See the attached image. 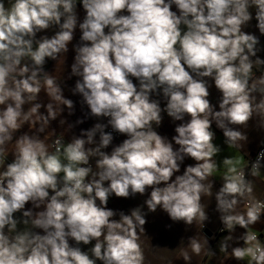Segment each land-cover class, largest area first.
Returning <instances> with one entry per match:
<instances>
[{
	"label": "clouds",
	"instance_id": "9594fccd",
	"mask_svg": "<svg viewBox=\"0 0 264 264\" xmlns=\"http://www.w3.org/2000/svg\"><path fill=\"white\" fill-rule=\"evenodd\" d=\"M8 4L0 0V264H144L137 235L145 232L144 208H159L188 226L195 221L201 231L208 220L201 197L212 195L213 157L221 151L211 125L222 132L225 145L240 147L237 142L247 135L233 126L245 125L254 112L264 117V72L249 87L253 64L264 67L257 56L259 37L242 30L255 19L264 35V0H79L84 11L79 22L74 0ZM77 28L70 77L78 79L71 92L80 95L88 115L106 123L81 129L66 143L56 138L50 151L40 134L62 105L69 115L74 105L43 66L46 58L57 61L68 52ZM25 57L30 62L22 63ZM211 87L219 93L215 105ZM41 90L48 98L43 105L36 102ZM252 92L260 93L259 101ZM26 104L31 106L25 110ZM162 112L180 122L170 140L156 131ZM25 124L28 131L14 139ZM113 132L126 138L106 152ZM11 142L12 159L6 163ZM185 158L194 163L174 176ZM262 159L264 148L251 163L252 176L264 167ZM222 163L229 167L214 200L228 235L219 251L226 259L264 264V244L247 231L261 221L264 201L249 200L241 209L252 182L231 157ZM146 191L143 205L127 214L107 207L113 195L127 199ZM29 221L42 234L16 231L17 224ZM237 226L244 232L233 236ZM81 244L91 246L82 250ZM204 246L215 255L206 236ZM185 249L181 258L191 264L188 250L198 256L202 245L189 236Z\"/></svg>",
	"mask_w": 264,
	"mask_h": 264
},
{
	"label": "crops",
	"instance_id": "0c3cea01",
	"mask_svg": "<svg viewBox=\"0 0 264 264\" xmlns=\"http://www.w3.org/2000/svg\"><path fill=\"white\" fill-rule=\"evenodd\" d=\"M75 3H79V0H74ZM8 0H5V7H8ZM76 7V14L78 17V22L83 19L84 11L78 5H74ZM172 10H175L173 7ZM253 12L254 15V8L249 9ZM256 20L252 19L246 27L242 30L246 33H252L259 37V45L258 48L260 51L257 52V56L261 59H264V35H260L258 30L255 27ZM52 30H48L45 33H37V38L40 35H51ZM80 32L78 28L74 31L73 40L68 44V52L64 54V56H60L57 61L50 60L46 58L45 64L43 66L44 71L52 74L57 82H61L62 94L65 98L71 99L73 101V111L72 114L69 115V110L65 108L63 105L61 108L63 111L55 120L50 121L49 128L45 130V133L40 134L41 138H45V143L49 145V150L53 151L52 149V141L56 137H60L63 139V142H68L72 136H79L81 129H89L90 123L92 121L99 122V123H106V118H96L93 116L88 115V108L86 105L82 103V99L79 94L73 95L71 89L74 87L75 81L78 79L76 76L70 77V66L73 63V45L77 44L79 40ZM35 47V44L33 45ZM254 59V58H253ZM30 62L27 57L23 58L22 63ZM264 72L263 70L257 68V65L254 63L253 68L249 77V87L252 86L254 81ZM42 76L41 74V84H42ZM133 83L135 84L136 81L133 79ZM209 100L210 103L213 105L216 104L219 93L216 91L214 87L209 89ZM251 95L255 96L256 100L259 101L260 93L259 92H252ZM36 102L43 104L48 103V98L46 94L41 90L38 94V99ZM30 104H26L23 107L25 110L30 107ZM164 103L161 101V107L163 108ZM218 110V108L216 109ZM41 113L46 115L45 109L42 106L39 110ZM162 121L160 127L156 129L158 134L161 136H167L169 140L173 135H175L173 129L175 124L180 123L179 121H172L170 117H168L165 113H161ZM63 119L65 123L61 125L59 121ZM80 119L83 122L77 124L76 121ZM188 117H185L187 120ZM264 119L261 115L254 112L251 119L245 125H234L233 127H237L242 133L247 135V140L238 141L237 144L240 147H228L223 143L224 137L222 132L216 128L215 124L211 125L212 130L215 132V139L213 141L214 144L220 146L221 151L213 157V159L217 163L216 171L213 172L212 176L209 177V181H213L212 187V195H202L201 197V204L205 207L208 220L205 222L204 228L200 231L199 225L194 221L193 225L188 226L185 225L182 221L181 222H173L171 221L167 214L163 212L161 209L157 208L155 212H147V209L144 208L143 210L146 212V223L144 225L145 232L140 233L138 232L137 235L139 237L138 242L141 245V249L143 251L145 261L144 264H184V261L181 258V250L185 249V243L187 237L194 236L198 241H200L202 245L201 253L197 255H193L190 250L189 255L191 256V264H200L201 261L205 260L206 264H250L248 258L246 257L243 261H236L231 259L230 255L226 259L225 253L219 251V243L220 240L228 235L226 229H223V225L220 223L218 219V213L215 211V200L214 194L216 190L219 188L220 184L222 183V177L226 174L228 165L222 163V160L225 156L231 157L233 163L235 164L237 169H240L245 160L252 155V153L262 144L264 140V128L260 127L261 120ZM69 125H72L69 128ZM108 128H105V131ZM54 130L55 134L52 133ZM28 131V126L25 124L17 133L14 134L15 136L20 135L22 132ZM31 134V133H30ZM126 137L122 134H119L117 137L113 136L112 144L109 145L108 148L103 149L104 151H110L113 145H118L123 139ZM98 139V135L96 137ZM174 147H176L174 145ZM14 149V142L8 143L6 145V152L9 153L7 158H12L11 152ZM94 157H90V162L94 164ZM238 161V163H236ZM194 161L191 158H185L183 164L180 167V173L182 174L184 166L193 164ZM0 170H3V164L0 163ZM173 176V178H174ZM250 181L252 182L253 191L250 196L245 197V199L256 200L261 199L264 201V167H262L259 173L256 176L250 177ZM208 183V181H205ZM150 190V189H149ZM147 196V191L144 196L140 194H136L135 196H130L129 198H118L114 195L111 196L108 200L107 207L114 210V211H124L127 214L128 210L134 208L138 205H143V201ZM243 200V201H244ZM243 201L239 205V207L243 208ZM31 207V204H26L25 208ZM41 209H33V212L39 211ZM16 217H19L20 213L14 214ZM118 218V217H116ZM208 229L210 231V235H206L203 230ZM7 231V230H6ZM16 231H36L42 234V230L34 229L31 225L30 221L28 224H17ZM247 231L257 234H264V214L261 216V221L250 226ZM244 232V229L237 226L232 233L233 236H238ZM9 235H14L15 233H8ZM204 236L208 238V244L210 249L215 252L213 256L210 252L206 251V247L204 246ZM184 238V240H181ZM261 244H264V240L258 237ZM70 244L73 242L70 240ZM94 243V242H93ZM242 241L240 245H242ZM90 245H80L82 250L90 247ZM233 246H238L237 244L233 243ZM187 250V249H185ZM230 252V250H229ZM89 255L91 253L89 252ZM99 264V262H97Z\"/></svg>",
	"mask_w": 264,
	"mask_h": 264
},
{
	"label": "built area",
	"instance_id": "2783aa9c",
	"mask_svg": "<svg viewBox=\"0 0 264 264\" xmlns=\"http://www.w3.org/2000/svg\"><path fill=\"white\" fill-rule=\"evenodd\" d=\"M257 68L261 69L264 71V67H261V66H257ZM108 131H111L110 128L106 129V132ZM113 136L117 137L119 135V133H116V132H113L112 133ZM56 138H60V137H56ZM54 138L53 141L56 139ZM53 141H52V149L53 151L55 150V145L53 144ZM264 148V140L262 142V144L252 153V155H250L244 162L243 166L238 169V170H243L244 171V174H245V177L246 179L250 180V177H251V163L256 159V155L257 153L262 149ZM12 158H7L6 159V163L7 162H10ZM262 164H264V159H262L261 161ZM3 164V163H1ZM250 199H245L243 201V205L245 203H247ZM262 201L261 199H256V200H252V201ZM255 235H257V237L261 238V240H264V234H257V233H254ZM200 264H206L205 260L201 261Z\"/></svg>",
	"mask_w": 264,
	"mask_h": 264
},
{
	"label": "water",
	"instance_id": "95a60500",
	"mask_svg": "<svg viewBox=\"0 0 264 264\" xmlns=\"http://www.w3.org/2000/svg\"><path fill=\"white\" fill-rule=\"evenodd\" d=\"M95 123H96V122L92 121V122L90 123V128H91ZM203 232H204L206 235H210V234H211L210 231H209L208 229H204Z\"/></svg>",
	"mask_w": 264,
	"mask_h": 264
},
{
	"label": "trees",
	"instance_id": "16d2710c",
	"mask_svg": "<svg viewBox=\"0 0 264 264\" xmlns=\"http://www.w3.org/2000/svg\"><path fill=\"white\" fill-rule=\"evenodd\" d=\"M74 5H78V6H80V7H81V5H80L79 3H75V2H74Z\"/></svg>",
	"mask_w": 264,
	"mask_h": 264
}]
</instances>
